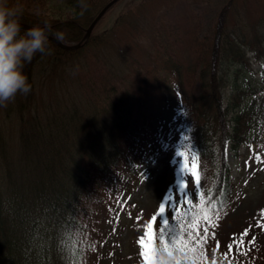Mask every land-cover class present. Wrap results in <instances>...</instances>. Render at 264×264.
<instances>
[{
  "label": "trees",
  "instance_id": "16d2710c",
  "mask_svg": "<svg viewBox=\"0 0 264 264\" xmlns=\"http://www.w3.org/2000/svg\"><path fill=\"white\" fill-rule=\"evenodd\" d=\"M105 1L85 0L84 9L80 0H10L24 6L21 22L51 25L66 43L83 38ZM261 11L264 0H227L204 33L194 19L172 25L124 11L108 30L97 24L77 50L50 40L51 54L37 53L23 69L31 92L0 107L18 120L16 135L0 129V264H86L94 201L116 174L156 155L142 151L156 90L185 106L205 211L225 210L235 189L228 151L255 142L264 121ZM252 59L263 66L255 86L247 76ZM161 127L153 134L163 146Z\"/></svg>",
  "mask_w": 264,
  "mask_h": 264
},
{
  "label": "rangeland",
  "instance_id": "374dc122",
  "mask_svg": "<svg viewBox=\"0 0 264 264\" xmlns=\"http://www.w3.org/2000/svg\"><path fill=\"white\" fill-rule=\"evenodd\" d=\"M109 1L106 0L103 5ZM226 1L119 0L97 26L100 31L108 30L125 11L147 15L152 13L153 17H161L162 22L172 25L184 24L187 20L194 19L199 24V32L204 33L217 19V13ZM53 5L56 6L55 3ZM245 12L240 11L243 16ZM259 13L264 15V11ZM237 16L231 15L230 20L233 21L232 17H235L236 22ZM90 55L91 51L88 50L81 61ZM262 69L261 63L252 59L250 70H247L251 86H255L254 79L259 78ZM47 81L48 78H44V90L47 88ZM232 85L233 82L225 90L227 103L235 92L232 89L235 85ZM237 86L245 87L242 79L237 80ZM151 98L145 134L143 132L146 141L142 151L146 156L153 155L154 152L156 155L150 156L147 163L123 169L121 176L116 174L104 198L98 197L94 201V209L90 211L88 218L86 239L91 248L87 252L86 264H146L145 257L141 255L143 249L139 240L144 238L147 241L148 225L151 217L158 213L161 203L167 205L166 210L174 214L178 210L180 213L179 216L174 215V221L166 229L164 237L171 255L175 257V264H212L213 259L216 264H228L229 260L232 264H264V229L257 226L264 220L261 216V210H264V121L260 125V134L256 136L255 142L240 146L237 155L228 151L232 182L235 185L234 193L225 210L210 214L203 207V166L198 161L197 151L185 127V106L175 95L164 92V89L156 90ZM17 121L13 111L7 112L4 108L0 110V129L6 137L17 134ZM160 126L165 138L163 146L153 134ZM181 153L185 154L184 157L180 156ZM185 162L189 164L186 170L183 168ZM193 162L198 166L195 170L199 176L198 183L196 176L192 175ZM189 178L192 183L188 186L186 195L185 188L180 185ZM176 198L180 199L179 205ZM185 199L192 202L185 206ZM204 215L211 218L215 227L202 219ZM165 218L166 215L161 217L155 226L154 234L156 235L157 231L158 246L154 264H158V252L164 249L159 239V229L163 227ZM189 218H192L194 223L199 221L201 236L203 228H209L207 243L202 248L197 246L195 241H189L182 233V228ZM245 229H250L249 235L243 237V247H238L237 243ZM211 233L215 234L216 239H213ZM252 237L256 238L254 245L250 243ZM173 239L175 244L172 243ZM216 240L220 242L219 250H216ZM230 243L233 244V250L228 260H225L223 254L227 252V245Z\"/></svg>",
  "mask_w": 264,
  "mask_h": 264
},
{
  "label": "clouds",
  "instance_id": "9594fccd",
  "mask_svg": "<svg viewBox=\"0 0 264 264\" xmlns=\"http://www.w3.org/2000/svg\"><path fill=\"white\" fill-rule=\"evenodd\" d=\"M80 6L87 9L85 0ZM24 6L0 0V107H5L15 100L17 94L27 95L31 84L23 69L40 53L49 55L50 35L62 40L60 33H53L51 25L34 26L22 29ZM23 32V35L21 34ZM158 264H175L173 257L165 249L158 252Z\"/></svg>",
  "mask_w": 264,
  "mask_h": 264
},
{
  "label": "snow or ice",
  "instance_id": "6c2138e0",
  "mask_svg": "<svg viewBox=\"0 0 264 264\" xmlns=\"http://www.w3.org/2000/svg\"><path fill=\"white\" fill-rule=\"evenodd\" d=\"M184 153H181L180 156L184 157ZM189 167V164L187 162L184 163L183 168L186 170ZM191 167L194 169L192 175L196 176V181L197 183L199 182V176L197 174V172L195 171L198 166L196 163H192ZM192 183L191 178H189L188 181L182 183L180 185V187H184L185 188V193L187 195V190H188V186ZM172 198H169V202H171ZM192 201L185 199L184 200V205L187 206L189 203H191ZM176 203L177 205H179L180 199L176 198ZM167 209V205L164 203H161L160 207H159V211L157 214H154L151 217V222L148 225V233H147V241H145L144 238H141L139 240V244L141 245V248L143 249V251L141 252V255L145 257V261L146 264H154V256H155V249H154V242L157 239L155 233V226L157 225L158 221L161 219V217H164L165 215L167 216V218L163 219V227L159 229V239L160 241L163 243L164 245V249L167 250L169 252V254H171L169 247H168V242L164 239L165 237V231L166 229L169 227V225L174 221V215L175 216H179V211L177 210V212L174 214L172 211L170 210H166ZM185 216H187V214H184ZM261 216L262 218H264V210H261ZM202 219L204 221H206L209 225H211L212 227H215V225L213 224V221L211 220V218L208 215H204L202 217ZM258 227L264 229V220H262V222L257 224ZM249 231L250 229H245L242 233H241V239L238 241L237 246L238 247H243L244 241H243V237H247L249 235ZM182 233L186 235L187 239L189 241H195L196 245L199 247H203L204 244L207 243V238L209 235V228L208 227H204L203 228V236H201V232L199 230V221L197 220L196 223L193 222L192 218H189L187 220V224L182 228ZM213 239H216L215 234L211 233ZM255 237H252L250 243H252L253 245L255 244ZM235 242V240H234ZM172 243L175 244L176 241L175 239L172 240ZM220 249V242L219 240H216V250ZM233 250V244L230 243L227 245V252H225L223 254L224 259L228 260V256L229 254L232 252ZM242 254H246V253H242ZM212 264H216L215 259H213ZM228 264H232V261H228Z\"/></svg>",
  "mask_w": 264,
  "mask_h": 264
},
{
  "label": "water",
  "instance_id": "95a60500",
  "mask_svg": "<svg viewBox=\"0 0 264 264\" xmlns=\"http://www.w3.org/2000/svg\"><path fill=\"white\" fill-rule=\"evenodd\" d=\"M119 0H110L99 12L98 14L95 16V18L91 21V23L89 24L88 28L85 30V35L83 36V38L77 42V43H64L62 40H56L53 36H50V40L55 42L60 48L64 49V50H77L79 48H81L85 42L90 38L95 26L97 25V23L101 20V18L105 15V13L115 4L117 3ZM22 23V29L23 30H27L30 27H33L30 24Z\"/></svg>",
  "mask_w": 264,
  "mask_h": 264
}]
</instances>
